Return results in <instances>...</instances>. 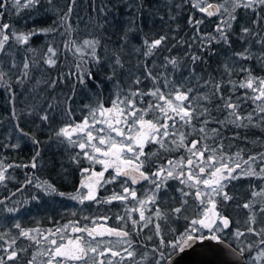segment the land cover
Returning <instances> with one entry per match:
<instances>
[{"label":"snow or ice","instance_id":"1","mask_svg":"<svg viewBox=\"0 0 264 264\" xmlns=\"http://www.w3.org/2000/svg\"><path fill=\"white\" fill-rule=\"evenodd\" d=\"M0 186V264H264V0H0ZM45 197L122 209L25 226Z\"/></svg>","mask_w":264,"mask_h":264},{"label":"trees","instance_id":"2","mask_svg":"<svg viewBox=\"0 0 264 264\" xmlns=\"http://www.w3.org/2000/svg\"><path fill=\"white\" fill-rule=\"evenodd\" d=\"M25 24L28 26H31V21H21L20 24L17 25V27H23ZM80 27L83 29L84 25L83 23L80 25ZM57 40H59V37H57ZM43 40L37 41L34 46H37L39 44H42ZM59 91V89L57 90ZM23 97H21V101H23ZM87 98H83L81 100V103H86ZM5 119L7 118V114H3ZM59 119V117H57ZM37 123H39L37 121ZM23 127H25L26 130H36L35 125L31 123L23 124ZM49 129L47 127H41L39 130H36L37 137L43 141H47V137L49 135ZM10 157L17 158L18 160L27 161L31 155H32V145L31 143L25 144L23 141L21 142V149L15 152L7 153ZM44 159L49 161H56L57 167L55 170H51L50 168H45L42 173H38L41 175L42 179H50L58 188L60 191L64 192H74L75 186L78 184L79 181V175L76 172L74 167L68 168V172L70 174L66 175L59 167L60 163H63L65 167H67L68 162L66 159V151L57 145H52L50 149H47L43 153ZM28 170H15L14 175L16 176V181H13L8 184V188L10 190H14L13 185L18 183L19 181H22L24 178V172ZM111 190V186H109V191ZM4 188L3 186H0V194H4ZM101 196L106 195V192H101ZM239 195H242V189H238ZM46 201V202H44ZM44 201L40 203V206L37 207L35 203L28 206L29 210L26 212H22L18 216V219L21 220V222L28 227L33 226L34 220H39L41 225L44 227H51V223L48 221V217H52L53 220H59L61 223L66 221L67 219L71 218L70 215H65L66 213H71L73 211L77 212L78 215L85 213L86 215H94L98 214L100 212H105L108 215H113L114 211L118 208V205L113 203L112 205H103V206H97V205H79L77 202H72L67 198L64 197H45ZM234 206H231L228 210L229 214L234 216H240L242 213H237L233 211ZM110 223H115L113 221H110Z\"/></svg>","mask_w":264,"mask_h":264},{"label":"water","instance_id":"3","mask_svg":"<svg viewBox=\"0 0 264 264\" xmlns=\"http://www.w3.org/2000/svg\"><path fill=\"white\" fill-rule=\"evenodd\" d=\"M213 249L218 253V255L213 256L212 253H209L208 258L213 260H230V257L227 254V249L223 245H216L214 242L212 243ZM200 249H197V252H200ZM201 257L198 256L196 253H192L189 256L185 257L183 260L180 261V264H195Z\"/></svg>","mask_w":264,"mask_h":264},{"label":"rangeland","instance_id":"4","mask_svg":"<svg viewBox=\"0 0 264 264\" xmlns=\"http://www.w3.org/2000/svg\"><path fill=\"white\" fill-rule=\"evenodd\" d=\"M115 187H117V185H111V189L112 188H115ZM145 187H147V185H145ZM108 194V193H107ZM106 194V195H107ZM70 201H72V200H70ZM72 202H75V201H72ZM116 205H118V208L116 209V211H114V214H116V213H118V212H120L121 211V209H122V206L121 205H119L117 202H114ZM113 214V215H114ZM80 215H86L85 213H82V214H80ZM65 222V221H64ZM113 222H115L114 220H113ZM63 223V222H62Z\"/></svg>","mask_w":264,"mask_h":264}]
</instances>
